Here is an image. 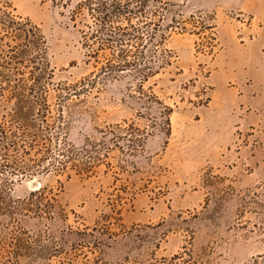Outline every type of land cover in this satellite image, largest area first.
<instances>
[{
  "label": "rangeland",
  "instance_id": "rangeland-1",
  "mask_svg": "<svg viewBox=\"0 0 264 264\" xmlns=\"http://www.w3.org/2000/svg\"><path fill=\"white\" fill-rule=\"evenodd\" d=\"M11 1L43 29L55 70L46 106L21 117L63 125L67 139L53 130L56 146L67 140L89 170L20 178L14 198L45 187L54 208L0 214L1 263L23 231L28 241L41 235L52 256L22 264H264V90L261 103H248L229 91L236 83L222 97L213 83L224 30L251 45L264 28L261 7L161 0L174 26L169 63L143 81L134 71L96 75L105 58L89 57L85 0ZM10 112L0 100V121Z\"/></svg>",
  "mask_w": 264,
  "mask_h": 264
},
{
  "label": "trees",
  "instance_id": "trees-1",
  "mask_svg": "<svg viewBox=\"0 0 264 264\" xmlns=\"http://www.w3.org/2000/svg\"><path fill=\"white\" fill-rule=\"evenodd\" d=\"M168 6L161 0H85L81 8L87 9L93 20L85 35L89 57L96 62L101 54L105 58L96 75L118 77L134 71L145 81L169 63L165 43L174 26L166 21ZM14 11L11 0H0V100L11 103L10 114L14 116L0 121V214L10 217L33 213L40 217L54 208L46 196L47 189L40 187L26 198L16 199L13 188L20 178L62 173L70 166L79 174L89 169L75 163L72 153L78 150L67 140L56 146L53 130H62L67 139L63 125H51L46 117H40L41 123L21 117L30 115L37 103L46 106L55 70L43 29ZM24 234L21 231L14 237L10 258L1 264L52 256L41 235L35 234L28 241ZM102 234L110 232L104 229Z\"/></svg>",
  "mask_w": 264,
  "mask_h": 264
},
{
  "label": "crops",
  "instance_id": "crops-1",
  "mask_svg": "<svg viewBox=\"0 0 264 264\" xmlns=\"http://www.w3.org/2000/svg\"><path fill=\"white\" fill-rule=\"evenodd\" d=\"M261 4V0H242L240 7L251 12L253 9L257 12V9L261 7L264 14V7L262 8ZM226 31L227 29L223 32L225 52L221 54V58L219 57V70L213 77L214 85L220 88L219 96L229 88V84L232 82L236 83L235 86L229 88L233 95L240 97L243 102L256 103L258 101L261 103L260 100L263 96L260 92L264 90V63L261 54L264 48V28L261 30L259 38L248 46L238 43L236 36H226ZM218 118L224 119V117ZM219 127L220 124L215 129V133L218 132ZM222 143L219 137L218 141L213 143L214 150L217 145L221 147Z\"/></svg>",
  "mask_w": 264,
  "mask_h": 264
},
{
  "label": "water",
  "instance_id": "water-1",
  "mask_svg": "<svg viewBox=\"0 0 264 264\" xmlns=\"http://www.w3.org/2000/svg\"><path fill=\"white\" fill-rule=\"evenodd\" d=\"M33 184H34V185H37V183H36V182H34Z\"/></svg>",
  "mask_w": 264,
  "mask_h": 264
}]
</instances>
